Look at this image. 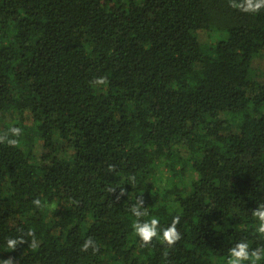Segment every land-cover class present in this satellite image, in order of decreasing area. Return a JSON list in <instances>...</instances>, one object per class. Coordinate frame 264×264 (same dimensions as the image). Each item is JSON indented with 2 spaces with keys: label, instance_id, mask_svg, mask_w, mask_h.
<instances>
[{
  "label": "trees",
  "instance_id": "trees-1",
  "mask_svg": "<svg viewBox=\"0 0 264 264\" xmlns=\"http://www.w3.org/2000/svg\"><path fill=\"white\" fill-rule=\"evenodd\" d=\"M262 51L264 10L228 0H0V135L21 129L0 143V260L226 264L237 241L264 247ZM139 200L141 220L179 216L180 239L143 242Z\"/></svg>",
  "mask_w": 264,
  "mask_h": 264
},
{
  "label": "clouds",
  "instance_id": "clouds-1",
  "mask_svg": "<svg viewBox=\"0 0 264 264\" xmlns=\"http://www.w3.org/2000/svg\"><path fill=\"white\" fill-rule=\"evenodd\" d=\"M229 5L233 8L239 9L242 12L250 14H258L264 10V0H228ZM105 81L103 78H97L95 84H103ZM9 133L11 138L9 137ZM21 134V129L12 126L8 132L0 135V143L7 142L9 145H16L17 140L14 137H18ZM34 205H39L40 201L34 200ZM146 207L143 206V201L139 200L138 203L131 206V214L136 217V221L133 224L136 235L145 243L153 240V238L160 239L169 245L180 239V233L177 231V224L180 217L174 216L171 223L167 227H161L160 220L153 216L149 220H141V217L147 215ZM252 214L258 219L259 223L256 227V232L261 236H264V204L258 205L252 212ZM31 235V233H29ZM23 242V238H8L5 242V247L9 250H15L18 244ZM31 246L35 248L37 242L32 241ZM90 246H93V241L89 238L83 244V248L86 250ZM264 258V247H257L250 249V244L246 240H240L235 242L227 252L226 264H256ZM0 264H13V260L9 257L6 260H0Z\"/></svg>",
  "mask_w": 264,
  "mask_h": 264
},
{
  "label": "rangeland",
  "instance_id": "rangeland-1",
  "mask_svg": "<svg viewBox=\"0 0 264 264\" xmlns=\"http://www.w3.org/2000/svg\"><path fill=\"white\" fill-rule=\"evenodd\" d=\"M199 36V40L201 41V43L208 48V46L213 43L215 41V39L217 38V35H214L213 33H210L206 30H200L198 33ZM252 67L255 69L254 71L256 72L257 75H261L262 72H264V51H262L258 56H256L253 59L252 62ZM34 142V141H33ZM61 142V140H60ZM36 144V143H35ZM35 146L33 145V148ZM62 154L64 157H71L72 153H73V149L71 147H63L62 146Z\"/></svg>",
  "mask_w": 264,
  "mask_h": 264
}]
</instances>
